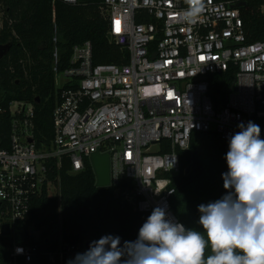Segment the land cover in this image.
<instances>
[{
  "label": "built area",
  "instance_id": "obj_1",
  "mask_svg": "<svg viewBox=\"0 0 264 264\" xmlns=\"http://www.w3.org/2000/svg\"><path fill=\"white\" fill-rule=\"evenodd\" d=\"M203 3L194 22H186L181 14L189 0H103L107 39L127 54L126 63L93 65L85 42L72 49L68 67L58 71L54 52L48 144L36 139L33 103L14 100L7 108L8 144L0 147V228L8 224L11 235L27 217L31 199L45 186L49 192L51 162L59 166L66 158L69 173L76 174L95 152L109 154L108 188L144 221L156 206H166L176 218L170 199L172 177L179 172L177 150H188L194 133L215 131L227 142L239 122L251 120L264 138V37L246 40L241 16L246 0ZM229 68L233 81L216 109L208 76ZM151 146L157 151L150 153ZM55 240V250L42 253L35 246H14L8 264H31L40 254L47 264H66L87 249L85 243Z\"/></svg>",
  "mask_w": 264,
  "mask_h": 264
},
{
  "label": "trees",
  "instance_id": "obj_2",
  "mask_svg": "<svg viewBox=\"0 0 264 264\" xmlns=\"http://www.w3.org/2000/svg\"><path fill=\"white\" fill-rule=\"evenodd\" d=\"M102 1L77 0L72 5L56 0L53 24L51 0H0V45H10L0 59V147L8 144L7 108L14 100L33 103L36 139L45 144L52 139L55 51L58 71L68 67L72 49L85 42L91 45L93 65L126 63L127 54L107 39ZM262 5L264 0H246L241 9L249 43L264 37ZM233 77V68L208 76L209 95L216 109L223 106ZM227 150L228 143L215 131L194 133L189 149L177 150L179 172L172 177L175 193L170 203L174 215L186 227H197L199 204L224 194L221 173L227 170L223 158ZM69 170L66 158L59 166L51 162L47 177L55 193L45 186L31 199L27 217L14 225L12 234L0 235V264H8V252L14 246H35L38 253L55 250L56 237L70 245L98 240L105 234L118 235L123 242L136 239L145 216L116 197L111 188H97L88 160L82 171L70 174ZM31 229L40 233L39 240L34 239ZM47 263L41 254L31 260V264Z\"/></svg>",
  "mask_w": 264,
  "mask_h": 264
},
{
  "label": "clouds",
  "instance_id": "obj_3",
  "mask_svg": "<svg viewBox=\"0 0 264 264\" xmlns=\"http://www.w3.org/2000/svg\"><path fill=\"white\" fill-rule=\"evenodd\" d=\"M203 7V0H189L182 19L194 22ZM236 128L223 157L225 192L197 206V227L156 206L135 240L121 243L120 236L105 234L66 264H264V138L251 120Z\"/></svg>",
  "mask_w": 264,
  "mask_h": 264
},
{
  "label": "water",
  "instance_id": "obj_4",
  "mask_svg": "<svg viewBox=\"0 0 264 264\" xmlns=\"http://www.w3.org/2000/svg\"><path fill=\"white\" fill-rule=\"evenodd\" d=\"M10 49L9 44L0 45V59H2ZM154 56V55H153ZM152 56V57H153ZM89 162L92 168V171L95 176V186L97 188H108L109 186V154H99L98 152L93 153ZM188 172V169L186 170ZM1 236H9L10 229L8 224H3L0 228ZM91 241L85 243V247L88 248ZM123 243V241H121Z\"/></svg>",
  "mask_w": 264,
  "mask_h": 264
},
{
  "label": "rangeland",
  "instance_id": "obj_5",
  "mask_svg": "<svg viewBox=\"0 0 264 264\" xmlns=\"http://www.w3.org/2000/svg\"><path fill=\"white\" fill-rule=\"evenodd\" d=\"M2 17H3V13H2V10L0 9V27H1ZM156 151H157V146H151L150 149H149V152L150 153H154ZM50 192H51V194H54L55 193V191H52V190H50ZM31 234L33 235V237H34L35 240H39L40 239V237H39L40 233L39 232H34L31 229Z\"/></svg>",
  "mask_w": 264,
  "mask_h": 264
},
{
  "label": "snow or ice",
  "instance_id": "obj_6",
  "mask_svg": "<svg viewBox=\"0 0 264 264\" xmlns=\"http://www.w3.org/2000/svg\"><path fill=\"white\" fill-rule=\"evenodd\" d=\"M119 23H120V22L117 20V21H116V24H117V31H119Z\"/></svg>",
  "mask_w": 264,
  "mask_h": 264
}]
</instances>
